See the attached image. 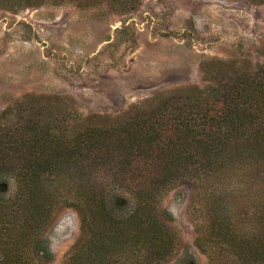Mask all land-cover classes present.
Masks as SVG:
<instances>
[{"label": "trees", "instance_id": "trees-1", "mask_svg": "<svg viewBox=\"0 0 264 264\" xmlns=\"http://www.w3.org/2000/svg\"><path fill=\"white\" fill-rule=\"evenodd\" d=\"M14 110L0 113V184L15 182L11 196L0 192V264H33L62 207L77 212L84 237L68 264H116L120 254L163 263L180 240L160 203L180 185L190 187L186 213L200 251L264 264V65L156 94L118 116L49 101ZM107 184L132 194L128 210Z\"/></svg>", "mask_w": 264, "mask_h": 264}, {"label": "rangeland", "instance_id": "rangeland-1", "mask_svg": "<svg viewBox=\"0 0 264 264\" xmlns=\"http://www.w3.org/2000/svg\"><path fill=\"white\" fill-rule=\"evenodd\" d=\"M2 1L0 113L49 101L68 112L118 116L156 94L264 65L260 0H44L13 7ZM107 185L114 203L128 210L132 194ZM14 191V179L0 184L1 193ZM189 195L190 187L180 185L161 199L180 240L165 262L120 254L116 264H228L195 244ZM40 238L33 264H68L72 246L84 238L77 212L62 207Z\"/></svg>", "mask_w": 264, "mask_h": 264}]
</instances>
